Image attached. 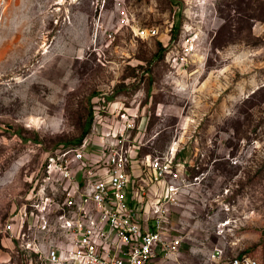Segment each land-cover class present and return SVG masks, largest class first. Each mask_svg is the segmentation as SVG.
Instances as JSON below:
<instances>
[{
    "label": "rangeland",
    "instance_id": "obj_1",
    "mask_svg": "<svg viewBox=\"0 0 264 264\" xmlns=\"http://www.w3.org/2000/svg\"><path fill=\"white\" fill-rule=\"evenodd\" d=\"M187 35L196 49L182 63ZM100 94L133 113L135 127L117 126L110 106L94 129ZM91 118L82 138L90 151L80 148L72 165L82 191L88 171L103 165L88 164L101 158V137L124 139L141 165L135 175L148 173L147 154L173 161L161 184H145L147 202L168 196L165 232L180 239L156 264L239 255L264 264V0H8L0 11V264H52L45 253L66 242L55 211L47 228L39 210L21 222L15 215H30L45 193L65 201L68 182L46 180V166L78 147Z\"/></svg>",
    "mask_w": 264,
    "mask_h": 264
},
{
    "label": "built area",
    "instance_id": "obj_2",
    "mask_svg": "<svg viewBox=\"0 0 264 264\" xmlns=\"http://www.w3.org/2000/svg\"><path fill=\"white\" fill-rule=\"evenodd\" d=\"M7 3L8 0H0V11ZM121 19L122 23L128 20L125 10L121 11ZM144 32L156 34L155 29L140 31L141 34ZM195 49L194 38L187 35L182 40L181 52L176 58L186 63ZM106 98V94H100L95 99L94 129L99 124L105 125L106 117L102 112H107L110 106H116ZM109 112L119 115L117 126L121 124L125 130L135 127L136 116L128 109L121 111L116 106ZM110 128L115 127L111 124ZM124 143L123 138L111 140L106 136L101 137V158L88 164L92 166L95 162L103 161V165L98 170L88 171L89 181L83 191L80 183L73 180L72 165L83 159L81 149L90 151L87 147L88 138L76 148H63L49 157L46 180L58 176L57 180L68 182L64 187L67 195L65 201L45 193L41 200L31 204L30 215L28 211H21L15 215V220L21 222L23 214L28 220L32 219L35 210H39L43 212L42 226L47 228L49 215L55 211V218L66 242L54 245L47 252V259L52 264H156L157 255L169 257L178 251L180 239H169L165 232L168 211L163 201L168 196L162 195L157 201L147 202L146 196L149 194L145 188V184H161L172 173L173 161L167 157L161 161L159 157L152 158L151 154H147L142 162L148 173L143 171L135 175L134 167L137 165L141 168V165L138 161L135 164L131 150ZM167 190L175 191L174 185H168ZM216 264L259 263L247 255H239Z\"/></svg>",
    "mask_w": 264,
    "mask_h": 264
},
{
    "label": "trees",
    "instance_id": "obj_3",
    "mask_svg": "<svg viewBox=\"0 0 264 264\" xmlns=\"http://www.w3.org/2000/svg\"><path fill=\"white\" fill-rule=\"evenodd\" d=\"M91 125H92V118L90 119L88 126L83 130L81 137L77 139L78 146H80L83 143V140H82L83 136H87L88 133H90Z\"/></svg>",
    "mask_w": 264,
    "mask_h": 264
},
{
    "label": "crops",
    "instance_id": "obj_4",
    "mask_svg": "<svg viewBox=\"0 0 264 264\" xmlns=\"http://www.w3.org/2000/svg\"><path fill=\"white\" fill-rule=\"evenodd\" d=\"M45 258L47 259V252L45 253ZM48 260V259H47ZM49 261V260H48Z\"/></svg>",
    "mask_w": 264,
    "mask_h": 264
}]
</instances>
